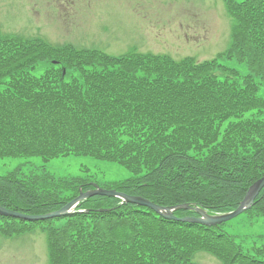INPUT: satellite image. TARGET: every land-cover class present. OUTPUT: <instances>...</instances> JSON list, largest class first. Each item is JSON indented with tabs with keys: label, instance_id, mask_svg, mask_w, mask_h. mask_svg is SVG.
I'll list each match as a JSON object with an SVG mask.
<instances>
[{
	"label": "trees",
	"instance_id": "16d2710c",
	"mask_svg": "<svg viewBox=\"0 0 264 264\" xmlns=\"http://www.w3.org/2000/svg\"><path fill=\"white\" fill-rule=\"evenodd\" d=\"M224 3L232 20L230 46L202 62L135 51L109 55L0 34V159L91 157L131 173L105 189L212 215L237 209L264 176V96H258L264 86V0ZM231 60L249 73L222 65ZM94 185L100 187L16 168L0 176V206L45 215ZM78 209L84 211L34 222L0 216V234L40 228L50 264H188L198 251L221 264H264V244L250 255L223 224L165 220L104 196L85 199ZM246 213L264 217V187ZM174 216L195 213L175 210Z\"/></svg>",
	"mask_w": 264,
	"mask_h": 264
},
{
	"label": "rangeland",
	"instance_id": "374dc122",
	"mask_svg": "<svg viewBox=\"0 0 264 264\" xmlns=\"http://www.w3.org/2000/svg\"><path fill=\"white\" fill-rule=\"evenodd\" d=\"M225 0H0V34L40 37L52 44L70 43L109 55L132 50L210 60L228 49L232 20ZM238 2L244 0H236ZM222 65L241 75L248 68L237 61ZM43 69V68H42ZM38 70L36 74H39ZM221 79L225 74L218 73ZM258 96H264L260 85ZM20 168L22 173L45 170L56 178L78 177L100 187L127 179L120 165L91 157L65 156L43 162L40 157L0 159V176ZM244 252L264 244V217L242 213L223 225ZM0 264H48L44 232L39 228L15 237L0 235ZM192 264H219L208 253L194 255Z\"/></svg>",
	"mask_w": 264,
	"mask_h": 264
},
{
	"label": "water",
	"instance_id": "95a60500",
	"mask_svg": "<svg viewBox=\"0 0 264 264\" xmlns=\"http://www.w3.org/2000/svg\"><path fill=\"white\" fill-rule=\"evenodd\" d=\"M263 187H264V177H262L260 180L256 181L251 187H249L243 201L240 203L239 207L234 212L227 214V215H223V216H209L204 211L197 209V208L193 209L187 205L178 206L176 208H161V207H158V206L150 203L148 200H145L141 197H128V196H125L123 194L116 193L114 190L107 191V190H103V189H95L94 191L81 193L77 198H75L72 201H70L69 203H67L60 211H57V212H54L51 214H47L44 216H37V217L24 216V215H21L19 213L9 211V210H6V209L1 208V207H0V215L1 216H7V217L20 218V219H24V220H38V219H48V218H53V217H59V216L65 214V212L68 209H70L71 207L76 205L79 201H81L87 197H91L94 195H100V196H108V197L119 196V197L124 198L128 203L147 207V208H150V209H152L158 213H160L161 211H164L165 213H162V214L167 219H173V216H172L173 210H176V209H178V210L193 209L195 211V213L198 215V217H195V218L188 217V218L181 219V221L198 223V224H203L206 226H213L216 224H220L222 222H226V221L234 218L235 216H237L241 212H243L246 208H249Z\"/></svg>",
	"mask_w": 264,
	"mask_h": 264
}]
</instances>
